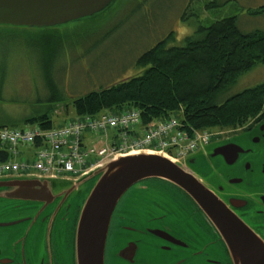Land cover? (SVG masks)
Wrapping results in <instances>:
<instances>
[{
	"label": "flooded vegetation",
	"instance_id": "obj_1",
	"mask_svg": "<svg viewBox=\"0 0 264 264\" xmlns=\"http://www.w3.org/2000/svg\"><path fill=\"white\" fill-rule=\"evenodd\" d=\"M218 132L224 137L210 141L208 153L218 147L222 152L211 157L205 183L264 242V114ZM141 186L146 190L130 189L112 214L104 264H233L218 228L191 196L156 179ZM151 190L168 192L180 208L165 213V197L153 201L145 194ZM76 191L69 188L46 206L34 222L40 229L24 245L27 219L44 203L0 198V223L12 216L26 220L20 228L0 230V264H77L75 230L84 202Z\"/></svg>",
	"mask_w": 264,
	"mask_h": 264
},
{
	"label": "rangeland",
	"instance_id": "obj_2",
	"mask_svg": "<svg viewBox=\"0 0 264 264\" xmlns=\"http://www.w3.org/2000/svg\"><path fill=\"white\" fill-rule=\"evenodd\" d=\"M212 1L113 0L92 17L50 26L53 36L44 38V27L0 25V124L46 112L55 127L62 125L75 117L71 101H63L135 75L138 57L171 32L169 45L180 46L198 25L226 17L236 16L243 33L264 29V13H247L264 0ZM263 82L264 65H258L225 95ZM208 131L211 142L224 137L218 129Z\"/></svg>",
	"mask_w": 264,
	"mask_h": 264
},
{
	"label": "water",
	"instance_id": "obj_3",
	"mask_svg": "<svg viewBox=\"0 0 264 264\" xmlns=\"http://www.w3.org/2000/svg\"><path fill=\"white\" fill-rule=\"evenodd\" d=\"M113 0H0V25L16 27H50L79 20L103 10ZM212 145L200 147L194 155L174 160L163 152L137 151L119 155L75 177L11 176L0 177V198L12 202H43L34 214L21 239L24 245L32 234L36 236V218L55 197L69 188L81 190L83 204L75 230L77 264H104V253L112 214L122 197L134 188L145 191L141 182L161 180L180 188L196 202L198 208L215 225L232 257L233 264H264V242L248 225L236 216L205 183L212 167V158L222 152ZM56 192L57 195L54 193ZM151 200L164 198L166 212H175L180 204L168 192L151 190ZM26 204H22L25 206ZM15 206L14 208H18ZM26 220L12 216L0 223V230L25 226ZM7 231V230H6ZM35 241V240H34ZM33 241V242H34ZM23 247V246H22ZM30 247H32L30 245Z\"/></svg>",
	"mask_w": 264,
	"mask_h": 264
},
{
	"label": "trees",
	"instance_id": "obj_4",
	"mask_svg": "<svg viewBox=\"0 0 264 264\" xmlns=\"http://www.w3.org/2000/svg\"><path fill=\"white\" fill-rule=\"evenodd\" d=\"M247 13L261 15L264 5ZM44 28L47 30L43 38L52 37L50 27ZM173 38L171 32L144 51L136 61L141 70L135 75L63 102L71 101L75 116L136 108L144 124L173 114L187 130L234 128L252 116L264 114V82L225 95L241 76L264 65V29L243 33L239 30L238 18L231 16L207 26L198 25L180 46L169 45ZM52 86L51 83L49 89ZM51 97L56 103L62 102L56 95ZM28 124L46 129L53 121L44 112L4 121L0 128ZM5 158L6 153L0 151V161Z\"/></svg>",
	"mask_w": 264,
	"mask_h": 264
},
{
	"label": "built area",
	"instance_id": "obj_5",
	"mask_svg": "<svg viewBox=\"0 0 264 264\" xmlns=\"http://www.w3.org/2000/svg\"><path fill=\"white\" fill-rule=\"evenodd\" d=\"M212 136L208 130H187L173 114L144 124L136 108L78 116L46 129L37 124L4 127L0 151L6 158L0 161V177H79L119 155L145 150L178 160L207 145ZM25 156L32 161L21 158Z\"/></svg>",
	"mask_w": 264,
	"mask_h": 264
},
{
	"label": "crops",
	"instance_id": "obj_6",
	"mask_svg": "<svg viewBox=\"0 0 264 264\" xmlns=\"http://www.w3.org/2000/svg\"><path fill=\"white\" fill-rule=\"evenodd\" d=\"M31 125H34V124H31ZM31 125H30V126H31ZM52 126H53V124H52Z\"/></svg>",
	"mask_w": 264,
	"mask_h": 264
}]
</instances>
